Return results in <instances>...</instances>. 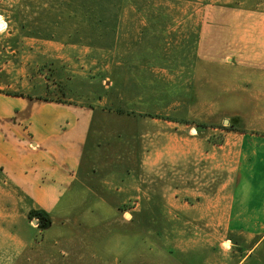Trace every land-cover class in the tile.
I'll list each match as a JSON object with an SVG mask.
<instances>
[{
    "label": "crops",
    "instance_id": "1",
    "mask_svg": "<svg viewBox=\"0 0 264 264\" xmlns=\"http://www.w3.org/2000/svg\"><path fill=\"white\" fill-rule=\"evenodd\" d=\"M195 42L187 63L190 71L206 66L213 83L219 74L215 67L222 68L221 98L209 100L221 106L223 148L227 155L232 152L228 158L233 167L225 168L219 185L222 197L212 191L214 178L206 176V183H200L202 162L215 155L208 130L195 125L188 129L186 123L196 117L170 110L172 114H166L171 104L181 106L180 98L169 103L163 98L153 110L144 101L140 91H149L148 76L163 72L162 67L149 68V57L143 61L147 51L128 54L126 67L111 64L109 82H101L103 91L94 102L35 97L15 102L0 94V250L13 242L9 247L18 254L16 264H83L94 242L80 227L100 208L119 225V203H209L210 198L221 204L207 211L220 213L222 219L218 224L224 239L218 246L226 247L221 264H264V12L239 8L238 17L217 18L215 10L207 8L196 22ZM157 78L159 82L162 77ZM123 81L139 91L131 109H122L118 92ZM104 93H111L109 105ZM151 111L155 117L147 115ZM30 212L50 219L41 240L34 220L28 219ZM125 229L133 255L116 264H139L135 229ZM191 245L176 253H197L198 245ZM215 247L210 249L215 252ZM158 251L161 264H175L167 261L165 251Z\"/></svg>",
    "mask_w": 264,
    "mask_h": 264
},
{
    "label": "rangeland",
    "instance_id": "2",
    "mask_svg": "<svg viewBox=\"0 0 264 264\" xmlns=\"http://www.w3.org/2000/svg\"><path fill=\"white\" fill-rule=\"evenodd\" d=\"M207 8L214 9L217 18L227 14L233 18L238 17L239 8L264 12V0H0V87H3L0 94L15 102H27L26 98L32 97L44 101L94 102L103 91L101 82L107 78L109 82L111 64L126 67L128 54L132 57L134 52L147 51L142 58L149 57V68L162 67L163 72L148 76L149 91H140L144 101H149L153 110L154 104L163 98L167 103L180 98L181 106L171 104L166 114H172L170 110L183 117H196L186 123L188 129L195 125L208 130V141L215 146V155L208 163L202 162L200 183H206V176L214 178L212 191L222 197L219 185L225 168L233 167L228 158L232 152L227 155L228 149L223 148L221 106H212L209 101L221 98L222 68L215 67L219 74L214 78L218 79L213 78L210 83L206 66H199L197 73L195 67L190 71L191 66H187L195 50L196 22L206 16ZM97 68L106 71L99 74ZM157 76L162 77L159 82ZM208 84L218 90L214 93ZM119 85L122 109L133 108L130 103L139 91L124 81ZM174 86H180L179 91ZM41 91L44 95H35ZM107 94L109 97L103 95L109 105L111 93ZM11 96L16 97L9 100ZM147 113L155 117L154 112ZM218 205L221 204L211 198L209 203H119L116 209L119 225L114 216L100 208L97 216L80 227V233L94 242L93 252L86 254L82 263H121L127 254H132L125 229L131 225L136 232L134 248L139 264H161L162 252L158 255V250L165 251L168 262L176 260L175 264H221L226 247V243L218 246L224 239L222 219L216 211L207 213L208 207L212 211ZM178 210L183 214L175 217ZM32 213L39 212L28 214L29 221L34 220L37 226ZM37 230V240H41L43 229L37 226ZM192 230L197 234L193 236ZM146 244L150 248L143 247ZM191 244L198 245L197 253H176ZM5 245L7 249L0 250L1 264H16L18 254L9 247L14 243L9 241ZM211 246L217 250L214 252Z\"/></svg>",
    "mask_w": 264,
    "mask_h": 264
},
{
    "label": "trees",
    "instance_id": "3",
    "mask_svg": "<svg viewBox=\"0 0 264 264\" xmlns=\"http://www.w3.org/2000/svg\"><path fill=\"white\" fill-rule=\"evenodd\" d=\"M45 100V99H44ZM30 216L37 220V226L45 229L50 225V219L47 215L41 213H32Z\"/></svg>",
    "mask_w": 264,
    "mask_h": 264
}]
</instances>
